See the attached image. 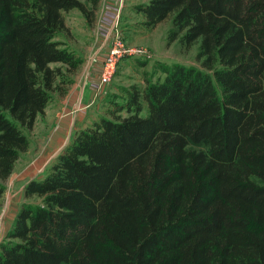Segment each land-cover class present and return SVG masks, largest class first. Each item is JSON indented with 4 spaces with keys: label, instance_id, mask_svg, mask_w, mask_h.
Instances as JSON below:
<instances>
[{
    "label": "trees",
    "instance_id": "trees-1",
    "mask_svg": "<svg viewBox=\"0 0 264 264\" xmlns=\"http://www.w3.org/2000/svg\"><path fill=\"white\" fill-rule=\"evenodd\" d=\"M101 0H0V195L25 129L83 57L58 37ZM148 26L199 42L130 93L125 116L78 128L25 194L0 264H264V0H147ZM143 100L149 111L141 114Z\"/></svg>",
    "mask_w": 264,
    "mask_h": 264
},
{
    "label": "rangeland",
    "instance_id": "rangeland-1",
    "mask_svg": "<svg viewBox=\"0 0 264 264\" xmlns=\"http://www.w3.org/2000/svg\"><path fill=\"white\" fill-rule=\"evenodd\" d=\"M121 1L125 8L120 22L119 19L115 22V28L118 29L115 31V36L112 38L110 46L113 45L115 37H119L127 46L146 47L148 53L145 55L125 53L118 60L117 65L114 66V71L110 78L102 83L100 76L106 57L104 56L98 74L99 77L94 83L95 93L92 97L93 100L89 103V107L83 109L82 102L81 109H77L80 121L76 124V128L89 126L103 116L115 118L128 115L130 111L126 105L130 93L137 88L143 89L148 81L162 80L166 75V67L177 62L200 66V62L196 59L198 41L190 46L182 44L178 40L171 43L168 42L169 29L172 27L171 15L155 26H148L144 22L145 16L143 13L137 11L135 7L136 4L147 0ZM67 14L68 12L65 13V16ZM69 22L72 26L68 25L69 29L59 34L57 38L64 40L73 49H75V42H78V40H94L91 36L78 39L77 34L83 29L82 23L74 18H70ZM77 53L79 54L78 51ZM75 72L76 70L68 73L70 82H72ZM70 82L52 91L48 106L53 105L54 101L58 100L59 95L66 92L67 85ZM142 102L143 110L141 114L146 115L149 111V106L146 100ZM63 112L61 108V115H63ZM56 118L53 110H46V113L38 115L33 128L25 129L31 141L29 149L22 152L17 159L12 174L5 181V191L0 195V241L4 239L13 225L21 205L26 202L36 203L41 199L37 194L27 196L25 187L30 179L43 177L49 165L57 156L50 155L54 147L51 149L46 148L48 141L54 135V130L57 128V124L54 123ZM62 144L63 142L56 149Z\"/></svg>",
    "mask_w": 264,
    "mask_h": 264
},
{
    "label": "crops",
    "instance_id": "crops-1",
    "mask_svg": "<svg viewBox=\"0 0 264 264\" xmlns=\"http://www.w3.org/2000/svg\"><path fill=\"white\" fill-rule=\"evenodd\" d=\"M120 1L101 0L96 20L93 23H89L84 14L77 8L65 11V13L68 12L66 15L68 25H70V18L78 19L82 23L83 29L77 34L78 39L91 36L94 40H78V42H75L76 46L74 48L83 57V62L76 69L72 82L67 85L66 92L59 95L58 100H55L53 105L46 106L44 113H46V110H53L55 117H57L54 121L57 124V128L54 130V135L48 141L46 148L51 149L54 147L55 150L63 142L50 155H58L70 142L76 129L80 128H76V124L80 121L77 109H81L82 102L83 109L89 107V103L93 100L92 97L95 93L94 83L97 77H99L98 74L104 56L112 38L115 36V31L118 29L115 28V22L118 19L120 22V18L124 12V4L122 5V1ZM61 108L64 111L63 115L60 113ZM56 111L58 112L56 113Z\"/></svg>",
    "mask_w": 264,
    "mask_h": 264
},
{
    "label": "built area",
    "instance_id": "built-area-1",
    "mask_svg": "<svg viewBox=\"0 0 264 264\" xmlns=\"http://www.w3.org/2000/svg\"><path fill=\"white\" fill-rule=\"evenodd\" d=\"M125 53H136L145 55L148 53L147 48L144 46H127L124 44L123 40L119 37H115L113 45L109 47L106 53L105 61L103 62V68L101 71V82L110 78L114 71V66L117 65L118 60Z\"/></svg>",
    "mask_w": 264,
    "mask_h": 264
}]
</instances>
